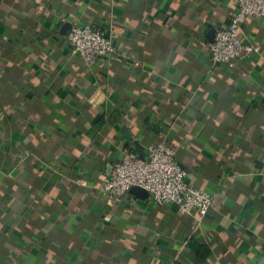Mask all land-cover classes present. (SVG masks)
Listing matches in <instances>:
<instances>
[{
	"label": "crops",
	"instance_id": "obj_1",
	"mask_svg": "<svg viewBox=\"0 0 264 264\" xmlns=\"http://www.w3.org/2000/svg\"><path fill=\"white\" fill-rule=\"evenodd\" d=\"M238 0H0V264H264V17L258 52L214 64ZM114 29L87 64L65 24ZM166 138L208 212L100 189L124 149Z\"/></svg>",
	"mask_w": 264,
	"mask_h": 264
},
{
	"label": "built area",
	"instance_id": "obj_2",
	"mask_svg": "<svg viewBox=\"0 0 264 264\" xmlns=\"http://www.w3.org/2000/svg\"><path fill=\"white\" fill-rule=\"evenodd\" d=\"M263 17L264 0H238L227 22L215 27L213 38L207 43L211 61L232 67L241 56L258 52V46L241 42L239 28L247 18ZM114 32L113 28L104 30L95 24L71 23L66 36L70 53L79 55L87 64L110 56L116 51ZM144 152L146 158H141L133 149H124L121 157L109 165L107 178L99 186L109 205L121 204L126 193L137 186L147 192L151 201L172 204L182 214L203 216L208 212L214 196L189 181L172 142L161 138Z\"/></svg>",
	"mask_w": 264,
	"mask_h": 264
},
{
	"label": "water",
	"instance_id": "obj_3",
	"mask_svg": "<svg viewBox=\"0 0 264 264\" xmlns=\"http://www.w3.org/2000/svg\"><path fill=\"white\" fill-rule=\"evenodd\" d=\"M67 27L69 28V27H70V24H65V25H64V28H65V29H66ZM122 132H123L124 136H125L129 141H132V142L134 143V151L136 152V154H137L139 157H141V158H146V153L144 152L142 146L139 144L138 141L133 140L132 136L129 134V132H128V130H127L126 127H123V128H122ZM130 191H131V192H134V193L136 192V194L141 195V196L147 194V192H146L144 189H142V188H140V187H137V186L132 187V188L130 189Z\"/></svg>",
	"mask_w": 264,
	"mask_h": 264
},
{
	"label": "trees",
	"instance_id": "obj_4",
	"mask_svg": "<svg viewBox=\"0 0 264 264\" xmlns=\"http://www.w3.org/2000/svg\"><path fill=\"white\" fill-rule=\"evenodd\" d=\"M182 165V164H181ZM183 166V165H182ZM184 167V166H183Z\"/></svg>",
	"mask_w": 264,
	"mask_h": 264
}]
</instances>
